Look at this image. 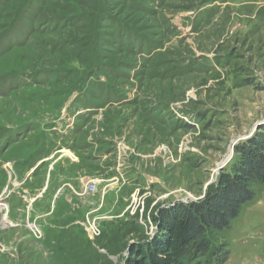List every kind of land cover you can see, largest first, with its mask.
I'll use <instances>...</instances> for the list:
<instances>
[{
    "label": "rangeland",
    "instance_id": "1",
    "mask_svg": "<svg viewBox=\"0 0 264 264\" xmlns=\"http://www.w3.org/2000/svg\"><path fill=\"white\" fill-rule=\"evenodd\" d=\"M263 120L264 0H0V264L138 261ZM249 189L222 264H264Z\"/></svg>",
    "mask_w": 264,
    "mask_h": 264
},
{
    "label": "trees",
    "instance_id": "2",
    "mask_svg": "<svg viewBox=\"0 0 264 264\" xmlns=\"http://www.w3.org/2000/svg\"><path fill=\"white\" fill-rule=\"evenodd\" d=\"M261 125V133L242 139L234 147V152L240 156L222 169V175L202 201L179 203V215L173 218L171 212L168 215L161 212L159 219H164L162 222L166 225L169 223L170 239L166 244H143L139 248L138 261L131 259V264H189L198 257L203 259L201 264L225 261L227 253L222 248H213L207 234L209 228L224 229L240 206L252 199L250 184L255 180L264 181V123Z\"/></svg>",
    "mask_w": 264,
    "mask_h": 264
},
{
    "label": "built area",
    "instance_id": "3",
    "mask_svg": "<svg viewBox=\"0 0 264 264\" xmlns=\"http://www.w3.org/2000/svg\"><path fill=\"white\" fill-rule=\"evenodd\" d=\"M94 189H95V186L93 184L85 187V191L88 193L94 192ZM87 231H88L90 236H92V235L96 236L100 233L99 227L94 223L89 225V228L87 229Z\"/></svg>",
    "mask_w": 264,
    "mask_h": 264
},
{
    "label": "water",
    "instance_id": "4",
    "mask_svg": "<svg viewBox=\"0 0 264 264\" xmlns=\"http://www.w3.org/2000/svg\"><path fill=\"white\" fill-rule=\"evenodd\" d=\"M261 123H264V120H263V122H258V123H256L255 126H258V125L261 124ZM250 135H251V132H250L249 134H247V135L241 136L240 138H241V139H246V138L249 137ZM230 147H231V151H232V143H231ZM231 153H232V152H231ZM231 155H232V154H227V153H225V157L222 159V161H221V163L218 165V167L222 169V167L224 166V164L230 159Z\"/></svg>",
    "mask_w": 264,
    "mask_h": 264
},
{
    "label": "crops",
    "instance_id": "5",
    "mask_svg": "<svg viewBox=\"0 0 264 264\" xmlns=\"http://www.w3.org/2000/svg\"><path fill=\"white\" fill-rule=\"evenodd\" d=\"M57 142L60 143V141H57ZM57 142H56V143H57ZM62 147H63V146H60L59 148L61 149ZM50 156H51L50 153L45 151V152H44V155H43V157H42V159H43L42 162L45 161V159L48 158V157H50ZM37 160H38V161H36V163L33 162V164L35 163V164H34L35 167H39V166L41 165V163H42L40 157H38ZM34 169H35V168H32V170H34ZM30 171H31V169H30ZM62 186H63V185H62ZM62 186H60V187H61V188H60V191H61L62 188H63Z\"/></svg>",
    "mask_w": 264,
    "mask_h": 264
},
{
    "label": "bare ground",
    "instance_id": "6",
    "mask_svg": "<svg viewBox=\"0 0 264 264\" xmlns=\"http://www.w3.org/2000/svg\"><path fill=\"white\" fill-rule=\"evenodd\" d=\"M231 149H228V152L230 151Z\"/></svg>",
    "mask_w": 264,
    "mask_h": 264
}]
</instances>
